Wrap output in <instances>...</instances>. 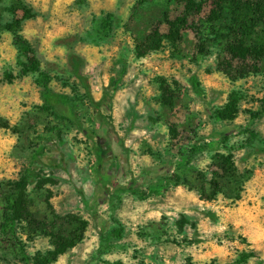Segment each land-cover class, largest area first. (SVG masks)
I'll return each instance as SVG.
<instances>
[{"label": "rangeland", "instance_id": "rangeland-1", "mask_svg": "<svg viewBox=\"0 0 264 264\" xmlns=\"http://www.w3.org/2000/svg\"><path fill=\"white\" fill-rule=\"evenodd\" d=\"M228 1L0 0V264H264V59L224 58L264 0Z\"/></svg>", "mask_w": 264, "mask_h": 264}, {"label": "trees", "instance_id": "trees-1", "mask_svg": "<svg viewBox=\"0 0 264 264\" xmlns=\"http://www.w3.org/2000/svg\"><path fill=\"white\" fill-rule=\"evenodd\" d=\"M256 3H259V0H253ZM229 5L233 7L234 5L240 6L239 8H247L248 5L246 2H243V7L240 3L235 0H230ZM238 7H235V12H240ZM249 10V9H248ZM238 15V14H237ZM264 20V16L262 17ZM261 19H258V26L250 20L248 23L244 22L237 30L232 34V39L229 48H227L224 58L225 60L231 64L235 65L239 61H246L250 60L252 62V67L258 65L261 59H264V42L258 43L256 40V36L261 34L264 37V23ZM238 21V19H236ZM239 22V21H238ZM241 22V23H242ZM248 60V61H249ZM251 67V70H253ZM35 73L39 75V78H44L40 71L39 62L33 56H29L27 58V62L23 64L22 67V74H30ZM76 78L78 79L79 83L81 84L83 90L88 95L89 100L91 103L96 106L94 101L91 99L90 96V88L86 82V80L79 74L77 70L74 72ZM42 83V82H41ZM191 86L193 91L201 95L202 90L200 89V85L196 78L191 79ZM44 87V106L43 110L46 112H52L59 118L61 121L66 122L72 126L79 127L78 120L74 114L73 106L70 103V100L67 96L55 94L46 84H43ZM218 118L221 121H229L234 118V112L231 114L226 115L224 112L217 113ZM262 116V114H258V117ZM37 157H40L37 155ZM24 184V180L18 184V187H22ZM16 205L15 200L12 197H8L6 199V207L3 210L2 215V223H1V231L4 234H11L14 235V226L15 221L13 218V210L15 211L14 207ZM73 245L61 247L55 250L54 252H50L47 254L48 257L53 256L50 260L49 258L42 264H50L52 261H55L58 256L64 254L67 250L71 249ZM22 259L25 263H28L30 260L23 254L22 252Z\"/></svg>", "mask_w": 264, "mask_h": 264}]
</instances>
